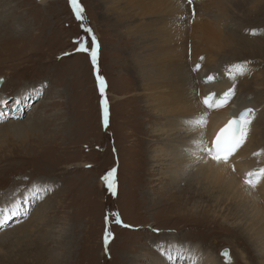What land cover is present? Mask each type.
Returning <instances> with one entry per match:
<instances>
[{
	"label": "rangeland",
	"instance_id": "374dc122",
	"mask_svg": "<svg viewBox=\"0 0 264 264\" xmlns=\"http://www.w3.org/2000/svg\"><path fill=\"white\" fill-rule=\"evenodd\" d=\"M205 1L212 10L211 22L233 39L224 46L227 53L247 57L254 49L263 52L251 61L247 58L255 73L245 85L253 88V81L264 76V33L259 30L264 16L256 26L236 20L242 11L233 0ZM78 4L83 9L80 19L70 0H0V78L5 77L0 101L22 109L18 118L8 115L0 122V208L9 210L6 215L17 209L20 213L0 230V264H158L168 255L169 241L192 249L200 243L219 259V251L229 247L241 257L247 244L240 232L192 231L190 223L223 225L208 218V213L189 216V224L183 225L179 223L186 221L171 217L177 215L174 208H167L168 214L161 212V199L155 198H161L165 188L154 186L161 181L149 176V152L142 148L126 155L130 142L145 145L152 140L146 126H140L147 133L143 142L142 137L129 135L140 128L137 122L146 99L128 62L127 46L116 39L120 30L97 13L95 0H78ZM239 24L241 28L236 27ZM93 36L99 49L93 46ZM86 47L97 51L95 65L81 50ZM239 60L246 61L244 56ZM98 76L104 81L103 95ZM100 101L107 109L114 103L109 126L101 120ZM114 129L122 143L121 165L114 160ZM106 170L116 173L110 178L115 181L114 192L106 187ZM147 198L158 207L147 211ZM111 212L113 218L105 220ZM118 216L124 226L116 225ZM105 222L116 233L110 252L102 247ZM19 225L21 230L14 232ZM196 257L199 264L201 256Z\"/></svg>",
	"mask_w": 264,
	"mask_h": 264
},
{
	"label": "bare ground",
	"instance_id": "6f19581e",
	"mask_svg": "<svg viewBox=\"0 0 264 264\" xmlns=\"http://www.w3.org/2000/svg\"><path fill=\"white\" fill-rule=\"evenodd\" d=\"M233 1L242 11L236 20L259 26L257 23L264 16V3L250 6L248 3L253 0ZM120 5H126V8L120 10ZM163 6L164 11L161 12ZM94 8L99 15H103L105 22L120 30L116 39L127 46L128 62L137 72L138 89L146 99V108L137 126L147 127L152 137L151 143L142 145L140 142H130L126 155L133 150L139 152L142 148L149 152L148 158L152 160L149 176H154L157 182L161 181L154 186L163 185L165 188L161 198H155L161 199V212L168 214V209L174 208L177 215L171 217L186 221L179 223L183 225L189 224V216L208 213V218L220 220L229 228L221 229L223 225L209 223H190L194 224V233L211 230L210 235L216 231H228L230 234L229 229L232 228V231L242 234L239 236L247 244L241 257L230 250L233 259H225L220 253L221 259L214 258L200 243L194 249L184 246L185 254L201 256L199 264H264V179L259 178L256 187L246 183L256 179V175L250 176L249 173L264 168V76L259 81H253V88L245 85L255 73L249 64L253 62H248V59L260 57L263 52L254 49L247 57L246 53L239 57L227 53L224 46L233 39L211 22L212 10L205 0H194L192 4H188L187 0H95ZM191 8L197 12L194 20H189L194 14ZM233 16L238 17L237 14ZM236 27L241 28V25ZM263 28L261 26L259 30L264 33ZM243 56L245 60L248 58L246 62ZM239 58L243 62L238 63ZM235 65H243L245 71L242 75H236L237 70L232 67ZM196 66H199L198 70L194 71ZM230 68L234 79L229 76ZM209 75L214 80L206 82L205 78ZM2 85H5V79ZM3 86L0 92L4 91ZM230 88L234 94L228 97L226 106L211 111L206 109L203 103L205 97L211 99L210 93L220 96ZM113 105L110 113L113 112ZM250 106L256 112L251 117V125L247 126L245 146L230 161L216 162L211 155H214L212 143L218 130L232 116ZM114 131V160L115 164H122V143L119 133ZM134 132L129 134L131 138L142 137L143 142L146 131L140 127ZM205 148L211 150V155L204 151ZM130 157L133 162L134 156ZM129 183L130 186L135 184L134 180ZM119 191L121 194V189ZM157 207L156 202L152 203L147 198V211L148 208L154 210ZM20 230L19 225L14 232ZM167 245L177 246L170 241ZM170 250L173 249L169 247ZM110 254V259H113L112 251ZM147 256L144 254L142 257L147 259ZM166 261L158 264H167ZM184 264H188V261H184Z\"/></svg>",
	"mask_w": 264,
	"mask_h": 264
},
{
	"label": "snow or ice",
	"instance_id": "6c2138e0",
	"mask_svg": "<svg viewBox=\"0 0 264 264\" xmlns=\"http://www.w3.org/2000/svg\"><path fill=\"white\" fill-rule=\"evenodd\" d=\"M188 4L194 3V0H187ZM70 4L74 6L75 15L78 19L82 18L83 9L79 6L78 0H70ZM90 31V30H89ZM93 46L98 49L99 45L98 42L95 41V37H92ZM82 51L87 52L90 55L91 61L93 65L97 62V51H93L91 48H83ZM199 66H196L194 68V71L198 70ZM236 68V75H242L245 71L243 65H235L232 66ZM229 76L230 78L234 79L235 76L231 73V68L229 69ZM99 80V83L101 85L100 91L103 95L104 93V81L100 79V77H97ZM214 80V77L212 75H209L205 78L206 82H211ZM0 83H2V80H0ZM31 91L36 92V89H32ZM233 89H229L227 92L222 93L220 96H217L215 93H210L209 97L204 98V105L208 111L214 110L216 108H221L226 106V104L229 102L228 97L233 95ZM0 107H4L7 109V111L0 112V122H2L6 116L11 115L14 118H18V113L22 111L21 108H9L5 101H0ZM255 110L251 108L244 109L241 111L237 116H234L232 120L229 121V124L227 127L222 130V133L220 136H217L216 138V149H215V155H211V150L205 148L204 151L208 152L209 155H211V158L215 160L216 162L224 161L227 162L229 158L235 154L236 151H238L246 142L247 135H248V129L247 126L251 125L252 119L250 117H254ZM104 123L107 125L108 123V111L105 107L104 110ZM224 132H230L231 136L229 141L225 144L222 141L223 133ZM114 175V170L109 172L106 177L104 178L106 181V187L110 191H115L114 184L115 181L113 179H110ZM249 175H254V173H249ZM259 177L264 179V168L259 169L258 173ZM251 187H256L255 184L252 183V180L246 181ZM40 191H46V189H40ZM6 210L4 208H0V230H3L4 226L8 224L9 219H11L12 216H18L20 213L17 210H13L9 215H6ZM119 223V221H116ZM108 243V236L105 237V244ZM171 249L168 252V255L166 257L167 264H184V261H188V264H195V261L197 257L194 254H185L184 252V246H170Z\"/></svg>",
	"mask_w": 264,
	"mask_h": 264
},
{
	"label": "water",
	"instance_id": "95a60500",
	"mask_svg": "<svg viewBox=\"0 0 264 264\" xmlns=\"http://www.w3.org/2000/svg\"><path fill=\"white\" fill-rule=\"evenodd\" d=\"M0 80H2V79H0ZM0 87H1V85H0ZM222 254L225 257V259H233V257L231 256V252H230V249L229 248L223 250L222 251Z\"/></svg>",
	"mask_w": 264,
	"mask_h": 264
}]
</instances>
